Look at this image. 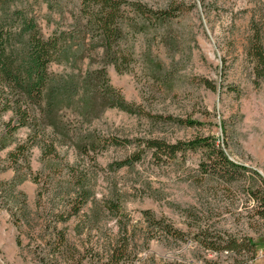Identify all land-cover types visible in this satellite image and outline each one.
Listing matches in <instances>:
<instances>
[{"label":"rangeland","instance_id":"1","mask_svg":"<svg viewBox=\"0 0 264 264\" xmlns=\"http://www.w3.org/2000/svg\"><path fill=\"white\" fill-rule=\"evenodd\" d=\"M139 1L153 8L168 3L181 7L169 24L129 38L134 49L129 70L118 72L112 64L106 66L111 86L142 112L113 107L89 119L71 108L59 112L73 141L87 134L130 141L123 146H104L96 153L90 151L94 159L80 164L93 171L94 199L101 201L115 187L124 195L122 208L130 224L142 225V212L149 210L183 233L184 239L178 242L151 239L138 250L136 264H263L264 222L254 223L252 205L241 188H231L233 198H228L221 184L198 181L199 151L158 160L150 150L143 149L140 160L131 166L115 168L111 164L130 155L138 140L175 142L202 134L217 137L232 160L264 179V77L257 76L252 51L253 40L258 41L256 29L264 49V0ZM12 7L23 8L34 17L40 33L48 37L71 29L80 0H20ZM98 62L99 56L93 62L84 57L75 66L53 61L48 72L56 77L72 73L79 78ZM9 117L10 113L0 115V125ZM165 117L191 119L200 125L177 124ZM27 134L28 129L21 127L13 137L22 141ZM13 147L11 143L0 151L4 167L0 170V264H65L60 253L52 252L51 233L44 226L57 203L49 194L50 180L64 179L66 169L59 172L48 164L79 163L80 158L71 145L58 147L55 157H42L41 150L34 146L28 155L33 174L13 185L14 170L6 157ZM36 180L46 181L49 189L40 202ZM22 203L25 210L23 206L18 209ZM76 222L72 217L56 225L66 228L73 246L81 249L85 244L100 250L104 238L96 229L75 233ZM102 224L115 232L114 219L107 218ZM199 226L216 235H231L237 241L250 237L254 250L213 255L196 240ZM136 241L139 243L140 238ZM83 261L87 262L85 258Z\"/></svg>","mask_w":264,"mask_h":264},{"label":"trees","instance_id":"2","mask_svg":"<svg viewBox=\"0 0 264 264\" xmlns=\"http://www.w3.org/2000/svg\"><path fill=\"white\" fill-rule=\"evenodd\" d=\"M18 1L0 0V115L10 113L9 119L0 125V151L14 144L6 155L9 166L14 170L13 185L33 174L28 155L34 146L41 150L42 157H55L58 156V147L71 145L80 158L79 163L48 164L49 168L59 172L61 168L66 169L64 179L50 180L49 194L57 203L44 228L51 233L49 244L52 252L60 253L65 264H136L138 250L147 246L151 239L183 240L180 230L173 228L164 218H156L149 210L142 212V225L130 224V218L122 208L124 195L115 187L111 188L107 197L95 201L93 171L88 167L81 168L80 164L84 166L86 159H94V156H89L90 151L96 153L104 146H123L130 141L94 134L73 141L67 124L59 115L62 108H71L84 119L99 116L104 109L113 107L129 113L142 112L111 86L106 66L112 64L118 72L129 70L134 60L129 38L145 34L149 28L169 24L181 9L180 5L168 3L164 7L153 8L139 0H80L79 10L72 16L71 29L43 37L34 17L28 16L23 8L12 7ZM254 35L258 40L252 43L256 72L258 77H264V49L257 29ZM96 56H99L97 66L87 68L79 78L72 73L56 77L48 72V66L53 61L75 66L84 57L93 62ZM206 85L213 88L208 82ZM165 118L177 124L200 125L191 119ZM21 127H26L28 134L22 141H17L13 134ZM135 146L130 155L114 161L111 166H131L140 160L143 149L150 150L158 160L174 159L187 151H199L198 181L221 184L228 198H233L231 188H241L252 205L251 217H256L254 223L264 222V179L256 171L232 160L224 143L219 142L217 137L198 134L175 142L151 138L138 140ZM3 168L0 163V170ZM36 182L39 184L37 197L40 202L49 189L46 181ZM19 206H23V210L26 208L23 203L18 205V209ZM22 214L28 222L27 214ZM72 217L77 218L75 233L96 229L104 238L100 250L85 244L79 249L69 242L66 228H58L56 222L65 223ZM107 218L115 220V232L103 226V220ZM195 219L202 221L199 217ZM199 234L197 242L213 255L220 251L239 253L253 249L250 237L237 241L231 235L224 237L221 233L216 235L202 229ZM137 237L140 238L139 243ZM84 258L87 262L83 261Z\"/></svg>","mask_w":264,"mask_h":264},{"label":"built area","instance_id":"3","mask_svg":"<svg viewBox=\"0 0 264 264\" xmlns=\"http://www.w3.org/2000/svg\"><path fill=\"white\" fill-rule=\"evenodd\" d=\"M263 264H264V255H263Z\"/></svg>","mask_w":264,"mask_h":264}]
</instances>
